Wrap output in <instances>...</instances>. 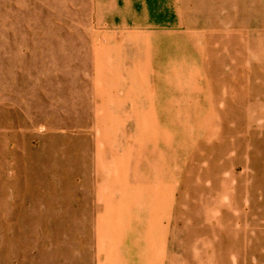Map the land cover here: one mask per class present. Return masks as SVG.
I'll list each match as a JSON object with an SVG mask.
<instances>
[{
  "label": "rangeland",
  "instance_id": "1",
  "mask_svg": "<svg viewBox=\"0 0 264 264\" xmlns=\"http://www.w3.org/2000/svg\"><path fill=\"white\" fill-rule=\"evenodd\" d=\"M0 264H264V0H0Z\"/></svg>",
  "mask_w": 264,
  "mask_h": 264
}]
</instances>
